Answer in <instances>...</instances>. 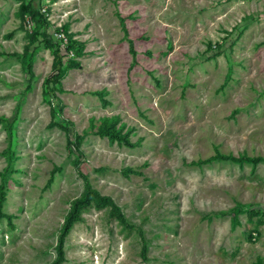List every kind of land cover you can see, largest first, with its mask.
<instances>
[{
	"label": "rangeland",
	"instance_id": "1",
	"mask_svg": "<svg viewBox=\"0 0 264 264\" xmlns=\"http://www.w3.org/2000/svg\"><path fill=\"white\" fill-rule=\"evenodd\" d=\"M21 1L0 0L2 210L12 214V227L0 218V264H49L83 174L124 221L109 205L83 207L59 264H264V159L194 162L214 146L264 156V0H29L46 11L65 63L61 24L84 42L79 66L46 97L52 55L40 35L28 42ZM111 114L132 146L97 133Z\"/></svg>",
	"mask_w": 264,
	"mask_h": 264
},
{
	"label": "trees",
	"instance_id": "2",
	"mask_svg": "<svg viewBox=\"0 0 264 264\" xmlns=\"http://www.w3.org/2000/svg\"><path fill=\"white\" fill-rule=\"evenodd\" d=\"M18 8V15L22 19L26 18V15L28 14L27 19H31L33 21L32 28L26 32L28 42L33 41L37 38V36H41L44 44L46 47L50 49L51 52V73L47 74L43 80H41V93L44 97L48 93H53L54 90L59 89L60 87L58 85H61L62 78L65 76L67 71L71 68H76L79 66L80 61L78 59H75L76 57H79L80 55L85 53L84 50V42L82 40H77L73 37V33L71 31H68V23L61 24L59 27L61 31V35L65 38L63 41V51L66 54H71L69 58L67 59V63L64 62L62 59L63 54L60 51V47L57 41H52L45 29L47 24L49 23V19L47 17L46 11L44 9H41L40 6H36L35 4L31 3L29 0L21 1L19 3ZM27 13V14H26ZM120 23H121V29L123 31V36L127 37L128 30L126 28V24L124 21V17H120ZM128 41V49L132 55V57L135 56L136 50L133 46V40L131 38H127ZM218 44L217 42L214 43ZM213 45L210 40L207 41V46ZM212 47V46H211ZM32 50L28 49V43L24 45L23 51H22V59L24 67L29 71L30 76H34V69H33V61H32ZM72 56V57H71ZM135 62V60L132 62V64ZM28 85V82H27ZM98 94L99 98L101 99L102 103H107L108 99L103 97V95L106 93V89H97L94 91ZM51 113H53V108L50 110ZM120 121V116L116 115H102L101 121L97 127V133L104 136L106 135L108 137V141L110 142H116L119 144H125L128 146H132L133 142L129 141V134L130 130L126 129L123 132V124L117 125ZM8 122V136H7V147L1 151V153L5 156L7 160V165H10V161L12 160V152L10 151V138L12 136V122ZM59 127L63 128L65 131H67V128L63 125L58 123ZM84 137V133H80L74 138L73 144L75 149H79L81 139ZM66 143H70V135L67 132L66 134ZM212 158H226L231 161L237 162L239 164L241 163H256L258 160L264 159V156L260 154H251L247 155L246 153H224L220 152L215 146H214V152L207 155L204 158L195 159L196 163L202 162L201 160H210ZM78 159L74 158L72 160L73 164L75 165L77 163ZM51 170V174H52ZM134 172L138 173L137 171L130 170V168L124 169L123 173L125 175H128V172ZM7 169H4L2 172H0V176L2 177L1 183H0V218L5 217L7 224L12 227V214L6 213L2 210V205L4 201V195H5V188H4V180L6 175ZM84 177V187L81 191V194L74 197L70 201L69 208L65 212L61 225L58 229V240L55 247V255L50 260L49 264H59L64 261V243L66 236L70 232L72 225L74 222L81 220V210L83 207L92 204L95 207H100L104 205H109V213L112 216H115L119 221L123 222L124 217L122 213L119 210L118 205L112 200L111 195L107 193H101L99 189H97L95 186L92 185L91 181L89 180L88 176L83 174ZM52 176L48 179V182L51 181ZM253 212H256L254 210L248 211V214L251 215Z\"/></svg>",
	"mask_w": 264,
	"mask_h": 264
},
{
	"label": "built area",
	"instance_id": "3",
	"mask_svg": "<svg viewBox=\"0 0 264 264\" xmlns=\"http://www.w3.org/2000/svg\"><path fill=\"white\" fill-rule=\"evenodd\" d=\"M61 35V34H60ZM62 36V35H61Z\"/></svg>",
	"mask_w": 264,
	"mask_h": 264
}]
</instances>
